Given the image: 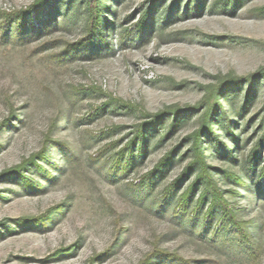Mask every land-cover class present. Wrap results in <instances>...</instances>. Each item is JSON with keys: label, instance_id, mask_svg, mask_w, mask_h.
I'll list each match as a JSON object with an SVG mask.
<instances>
[{"label": "rangeland", "instance_id": "1", "mask_svg": "<svg viewBox=\"0 0 264 264\" xmlns=\"http://www.w3.org/2000/svg\"><path fill=\"white\" fill-rule=\"evenodd\" d=\"M37 1L0 0V21L32 10L23 31L0 29V174L48 152L24 171L40 188L0 178V264H264V144L250 160L263 77L225 86L204 137L250 242L222 218L206 235L182 223L196 216L199 192L189 210L178 204L196 171L170 191L193 156L202 110L190 107L264 68V0H103L94 38L84 0ZM176 108L127 162L137 127Z\"/></svg>", "mask_w": 264, "mask_h": 264}, {"label": "trees", "instance_id": "2", "mask_svg": "<svg viewBox=\"0 0 264 264\" xmlns=\"http://www.w3.org/2000/svg\"><path fill=\"white\" fill-rule=\"evenodd\" d=\"M50 1L51 0H38L37 3L34 4V9L38 10L44 7ZM84 2L87 11V23H89V35L90 38H94V35L99 34L98 29L103 21V11L104 9L108 8V6L103 0H84ZM31 11L32 10H27L20 13H14V16L11 17H8V15L3 16V20L0 21V29L2 30V34H7V31L10 27L7 24L9 23V21L12 22L14 20L16 24L15 30L23 31L24 29L20 25L22 24V22H25L27 20ZM48 26L50 27V25H47V28L49 29ZM260 77L264 78V68L259 70L257 73L245 78H237L230 75L226 79L219 81V83H217L216 85L207 87V95L205 99L200 104L190 107V109L193 110H202L199 128L187 137V139L191 142V150L193 151V156L191 161L185 168L184 173H182L181 176L171 184L170 191L173 188H176L178 184L183 182V180H185V178L189 174H191V172L196 171L195 179L187 187L186 191L179 197L178 202V204L185 211L189 210L191 208V205L193 204V196L196 192H199V197L194 205L195 209L192 210L196 213V216L191 217L190 215H183L180 218L185 226H190L195 232L205 233L204 235L209 234V229L211 228L213 222L217 219L222 218L225 219V227L233 226L236 229L237 234L243 241L248 243L250 242L248 227L239 217L238 212L234 208H232L231 204L226 198L225 191L221 189V187L218 185L217 179L213 175V167H211L207 163L204 137L209 132L214 133L212 127V119L215 116L218 108H220L221 106L219 95L225 88V86L230 84H239L242 82V80H246L248 85L252 86L254 80ZM181 112L182 110L179 108L171 110V112L164 111L162 113L152 115L151 121L144 122L143 124L139 125L135 131L134 137L127 143L122 151L123 153H126L128 149L131 151L129 154L130 156L127 158V162L133 160V152L136 145L139 146L141 152L144 151L147 142V129L150 126H157L167 113H172L174 115V118H177V116ZM263 144L264 133L251 152L250 160L255 157L256 153L260 150ZM174 149L158 164L156 169L161 168L169 160L174 152ZM47 155L48 152L45 151L39 153L38 155H36V157L45 158ZM36 157L25 161L21 165L11 170L5 171L4 173L0 174V178L1 176L3 177L5 175L10 176L12 174H23L22 178L23 184L25 186L34 190L40 188V184L34 183L30 180L29 177H27L26 174H24V171L31 163H36ZM37 167L42 168L40 164H37ZM44 172L48 173L47 170H44ZM230 175L236 181H242L241 177H239L238 175L231 173ZM250 254L255 257L254 252H251Z\"/></svg>", "mask_w": 264, "mask_h": 264}]
</instances>
